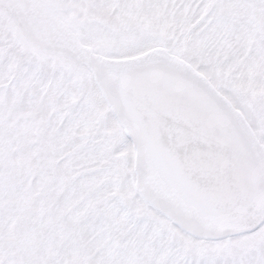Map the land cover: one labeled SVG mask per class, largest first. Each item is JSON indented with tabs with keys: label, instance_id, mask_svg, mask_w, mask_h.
I'll return each instance as SVG.
<instances>
[{
	"label": "snow or ice",
	"instance_id": "1",
	"mask_svg": "<svg viewBox=\"0 0 264 264\" xmlns=\"http://www.w3.org/2000/svg\"><path fill=\"white\" fill-rule=\"evenodd\" d=\"M0 264H264V0H0Z\"/></svg>",
	"mask_w": 264,
	"mask_h": 264
}]
</instances>
